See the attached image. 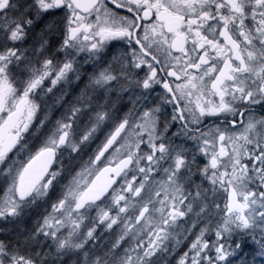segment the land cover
<instances>
[{
    "label": "snow or ice",
    "instance_id": "snow-or-ice-1",
    "mask_svg": "<svg viewBox=\"0 0 264 264\" xmlns=\"http://www.w3.org/2000/svg\"><path fill=\"white\" fill-rule=\"evenodd\" d=\"M0 264H264V0H0Z\"/></svg>",
    "mask_w": 264,
    "mask_h": 264
}]
</instances>
